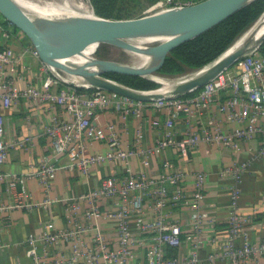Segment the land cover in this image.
Here are the masks:
<instances>
[{
  "label": "built area",
  "instance_id": "1",
  "mask_svg": "<svg viewBox=\"0 0 264 264\" xmlns=\"http://www.w3.org/2000/svg\"><path fill=\"white\" fill-rule=\"evenodd\" d=\"M190 3L165 0L153 5H159L157 10H160ZM260 45L252 46L203 86L181 95L167 94L149 101L85 81L79 83L62 74L57 77L54 73L40 85L17 88L11 78L5 76L6 67L14 65L17 57L10 49L0 47V103L3 107L9 108L26 98L59 104L65 111L64 118L54 116L44 127V133L51 138L53 158L42 156L37 166L21 175L1 165L11 147L25 146L31 137L17 140L6 137L0 115V178L9 177L13 187L18 180L23 182L24 177H37L44 188L39 205L64 203L65 227L31 231L20 241L32 264H197L202 261L212 264L218 258L227 259L229 264L264 263V240L253 241L247 225L256 210L264 209V201L252 205L249 212L240 204L242 175L264 154V52ZM54 78L60 81L56 88L52 87ZM146 105L167 111L161 133L146 149L140 144L144 126L138 128L134 143L123 147L115 125L108 123L105 130L95 119L99 112L108 109L126 118ZM213 106L232 123L229 130L219 123L204 122L199 128L195 127L196 113ZM178 119L184 124L181 136L175 130ZM256 137L259 143L252 156L223 165L219 171L221 177L229 179L230 208L227 233L223 237L214 233L205 235L204 225H213L217 215L202 206L207 195L204 171L177 166L169 158L163 160V170L158 174L145 169L134 170L130 163L138 154H142V161L147 163L151 154L170 147L182 155L201 143H220L236 149L241 141ZM94 141L107 143V150L88 152V145ZM61 156H66V160L61 161ZM109 160H120L123 171L105 175L97 185L69 198L53 192L51 180L59 169L87 176L93 165ZM189 178L192 179L191 189L186 185ZM25 192L22 187L13 201H4L0 191L1 225L9 224L11 209L35 204L26 200ZM173 207L186 213L188 229L184 230L181 222L171 216L169 208ZM104 221L114 227L115 245L103 228ZM205 238L213 244V249L202 256L201 245ZM184 241L188 243L187 251L179 253L177 249ZM141 246L147 247L146 258L135 263L133 258Z\"/></svg>",
  "mask_w": 264,
  "mask_h": 264
},
{
  "label": "crops",
  "instance_id": "2",
  "mask_svg": "<svg viewBox=\"0 0 264 264\" xmlns=\"http://www.w3.org/2000/svg\"><path fill=\"white\" fill-rule=\"evenodd\" d=\"M164 2L165 0H154ZM189 1L191 3L199 0H173ZM0 47L10 49L17 60L14 65L6 67V77L11 78L12 85L17 88H24L28 85H40L46 77L53 74L51 68L39 57L36 49L20 29L7 21L0 14ZM52 81V87L60 85L56 78ZM0 115L3 118L5 136L10 139H21L30 136L31 140L25 146L15 145L9 150V154L1 168L12 171L16 175L33 169L37 166L39 159L48 155L53 158L51 138L44 133L45 125L49 124L54 116L64 118L65 111L59 104H48L41 100L22 98L17 103L5 108L0 103ZM167 111L165 108H156L153 105H146L135 110L126 118L113 110L101 111L96 115L99 126L107 130L108 123L115 125L119 132L123 147L134 143L135 135L140 126H144V137L141 147L146 149L156 140V137L163 129ZM195 127L199 128L204 122L219 123L224 129L229 130L232 123L229 122L223 113L214 106L196 113L193 118ZM175 130L178 136L184 133L182 120L175 122ZM259 143V137L250 140H243L236 149L223 146L220 143H201L193 148L188 154H180L176 148L170 147L151 154L148 162L142 161V154L133 156L130 160L132 169H145L149 173L158 174L163 170V160L172 159L174 164L187 169H200L206 175L207 195L202 206L217 215L213 225H204L205 235L214 233L223 237L227 233V217L230 208L228 178L220 176L219 171L223 165L232 164L252 156ZM108 144L103 141L91 142L88 152L105 151ZM61 161L66 156L59 157ZM123 171V164L120 160H109L98 165H93L89 175H83L68 169H59L51 180L53 192L61 197H71L77 193L97 185L100 179L109 174H117ZM9 177L0 178V191L4 201H13V197L24 187L25 198L35 204L31 206L15 207L10 210V222L3 226L0 222V264H13L22 261L24 264H32L26 255L25 249L20 241L26 235L33 232H40L44 228H61L66 226L64 217V203L55 202L48 206L39 205L38 201L44 196L43 184L37 177H24L23 182L17 181L13 187L9 184ZM189 189L192 188V179L186 183ZM240 204L244 211L252 205H260L264 201V154L253 162L241 179ZM171 216L178 219L184 230L188 229V216L179 208H169ZM247 224L250 237L255 242L264 240V209H258L251 216ZM107 231L113 245L116 244L117 235L114 227L108 222L102 223ZM205 236V237H206ZM90 240V235L87 237ZM69 249V245L65 244ZM188 243L184 241L177 249L179 253L187 251ZM213 249V244L205 238L201 245L202 256ZM147 247L141 246L133 258V262L140 263L145 260ZM197 264H209L202 261ZM212 264H229L227 259L218 258ZM264 264V263H262Z\"/></svg>",
  "mask_w": 264,
  "mask_h": 264
},
{
  "label": "water",
  "instance_id": "3",
  "mask_svg": "<svg viewBox=\"0 0 264 264\" xmlns=\"http://www.w3.org/2000/svg\"><path fill=\"white\" fill-rule=\"evenodd\" d=\"M252 1L199 0L125 18L94 14L46 19L31 17L13 0H0V14L27 35L39 57L51 69L58 68L63 72L74 73L91 85L149 101L165 97L167 94L181 95L203 86L234 64L252 46L261 44L264 41V32L256 35L257 30L254 29L239 44L235 45L234 41L219 56L200 68L177 76H163L177 78L172 84L164 87L165 89H160L161 86L152 89L134 88L108 77L106 73L118 72L144 77H148L149 74L160 75L159 69L175 46L207 31ZM148 34L161 35L143 49L154 58L149 65L138 66L96 56L94 54L96 47L91 52V59L84 66L68 67L61 61L62 58L83 51L86 45L92 42L95 46L99 43H111L135 49L129 39Z\"/></svg>",
  "mask_w": 264,
  "mask_h": 264
},
{
  "label": "trees",
  "instance_id": "4",
  "mask_svg": "<svg viewBox=\"0 0 264 264\" xmlns=\"http://www.w3.org/2000/svg\"><path fill=\"white\" fill-rule=\"evenodd\" d=\"M91 2L97 14L121 17L115 13V10L121 8L120 6L117 9L116 4L119 0H91ZM263 11L264 0H253L207 31L178 44L167 55L159 73L170 76L181 75L206 65L229 47ZM260 48L264 52V41ZM106 75L139 89H152L160 84L149 77L136 74L107 72Z\"/></svg>",
  "mask_w": 264,
  "mask_h": 264
},
{
  "label": "bare ground",
  "instance_id": "5",
  "mask_svg": "<svg viewBox=\"0 0 264 264\" xmlns=\"http://www.w3.org/2000/svg\"><path fill=\"white\" fill-rule=\"evenodd\" d=\"M17 5H19L27 14L31 17H41L46 19H61V18H69L74 16H92L95 14L92 6L89 4H84L82 1L76 3L78 9H75L69 0H63L62 3L59 2H40L38 0H13ZM257 30L256 35L261 34L264 32V11L259 15V17L250 25L246 30H244L241 35L235 40L234 44L237 45L241 41H243L247 35L251 34L253 31ZM157 37H161L158 34H148V35H141V36H134L129 39V42L134 45L135 49H127L125 50L133 56L137 57V60L131 62L132 64L138 66L149 65L153 62L154 58L145 53L143 49L145 46L154 41ZM95 43H89L86 45V48L73 54L69 57L62 58L61 61L67 65L68 67L78 68L84 66L88 63L91 59L92 54L91 52L95 48ZM94 69V67H92ZM65 77L68 79L74 80L76 82L82 83L84 80L80 77V75L74 73H67L65 72ZM153 80L159 81L160 89H165L168 85L172 84L177 78L175 77H163L158 74H149Z\"/></svg>",
  "mask_w": 264,
  "mask_h": 264
},
{
  "label": "rangeland",
  "instance_id": "6",
  "mask_svg": "<svg viewBox=\"0 0 264 264\" xmlns=\"http://www.w3.org/2000/svg\"><path fill=\"white\" fill-rule=\"evenodd\" d=\"M38 1L40 2L52 1V2H59V3L63 2V0H38ZM69 1L75 9H78V7L76 6V3L79 1H82L84 4H89L90 6H92L95 14H97L91 0H69ZM154 2H155L154 0H119V2H117L116 5H117V9L120 6L121 8L120 10H115V13H118L119 16L121 17H113V18L134 17V16H139V15L147 14L150 12H154L158 8H160L159 5H153ZM94 54L96 56L116 59V60L129 62V63L137 60V57L128 53L125 50V48L115 45V44H111V43H99L94 49ZM51 70L57 77H59L61 74L64 76L66 75L65 72H63L62 70L58 68H55V70L53 69ZM159 74L161 76H170V75H162L161 73Z\"/></svg>",
  "mask_w": 264,
  "mask_h": 264
}]
</instances>
